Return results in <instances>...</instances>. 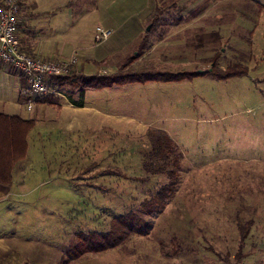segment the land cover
I'll return each mask as SVG.
<instances>
[{
  "label": "rangeland",
  "instance_id": "rangeland-1",
  "mask_svg": "<svg viewBox=\"0 0 264 264\" xmlns=\"http://www.w3.org/2000/svg\"><path fill=\"white\" fill-rule=\"evenodd\" d=\"M114 1L100 0L102 9ZM120 1L129 11L136 9L102 63L93 67L76 52L65 60L23 52L85 75H112L127 60L141 71L238 74L90 89L85 98L91 109L69 117L62 114V103L83 98L79 90L63 89L64 99L51 101L45 116L40 112L35 119L14 184L0 185V232L5 215L36 213V218L19 217L16 229L23 237L43 236L41 243L52 241L60 249L81 245L83 252L89 235L108 233L115 219L131 211L142 214L141 203L168 182L167 175L143 169L152 151L148 133L162 130L184 156L174 196L161 213L145 216L149 225L142 236L102 255H86L88 260L264 264V0ZM156 10H161L158 19ZM142 20L135 36L132 23ZM111 35L97 28L93 45L100 47ZM94 59L101 60L97 52ZM34 107L23 108L31 111L26 116L34 117ZM9 110L0 106V112ZM21 167L28 175L23 189L15 184ZM243 231H249L245 241ZM240 253L244 257L237 263Z\"/></svg>",
  "mask_w": 264,
  "mask_h": 264
},
{
  "label": "crops",
  "instance_id": "crops-1",
  "mask_svg": "<svg viewBox=\"0 0 264 264\" xmlns=\"http://www.w3.org/2000/svg\"><path fill=\"white\" fill-rule=\"evenodd\" d=\"M114 2L110 7L102 9L100 0H21V17L18 29L19 45L22 50L33 51L45 59L65 60L76 52L81 56H87L88 63H94V67L96 63H102V60L107 57L112 42L122 39V30L126 27L129 19L131 20L130 13L136 9L129 11L125 8L129 5H124L120 0ZM94 22L97 26L87 32L88 34L85 33L84 24L90 26ZM141 25H143V20L141 23L138 21L132 23L131 33L138 36L142 30ZM100 27L112 31V35L108 41L101 45L102 47L97 48L93 45L94 35L96 29ZM94 49L96 50L95 54ZM96 52L101 60L95 61ZM1 88H4V91ZM69 90L72 91L70 88ZM30 95L27 79L12 67L0 63V106L10 109L4 113L18 114L35 120L40 117V112L43 117L45 116V111L52 106L53 102L51 101L64 99L63 91L58 96H47L39 99L32 111L34 117L30 115L29 117L26 115L30 114L31 111L25 112L23 108L26 107ZM85 97L86 92L84 98L79 101L69 97L70 101L66 100L65 103H62V114L69 117L78 111L89 109ZM80 102L83 103L82 106L79 104ZM94 112L96 114L102 113L97 109ZM111 116L109 115V117ZM17 168L18 166L14 174ZM23 169L21 167L19 170L24 172ZM27 177L25 172L21 173L16 180V186L23 189L27 185ZM22 215L23 220L28 216L36 218V213L32 215L24 213ZM22 215L14 217L12 213H9L1 222L0 264H92L86 256L91 253L82 252L81 245L71 246L67 243L60 249L54 246L52 241V244L41 243L40 238H44L43 236L36 240H27L16 229V226L20 225L19 217ZM10 229L14 231H10ZM102 253L95 254L102 255Z\"/></svg>",
  "mask_w": 264,
  "mask_h": 264
},
{
  "label": "trees",
  "instance_id": "trees-1",
  "mask_svg": "<svg viewBox=\"0 0 264 264\" xmlns=\"http://www.w3.org/2000/svg\"><path fill=\"white\" fill-rule=\"evenodd\" d=\"M160 13L161 10H156L155 19H158V15H161ZM155 19L153 22H155ZM145 39L146 37L143 40ZM133 63L134 61L127 60L121 69L112 75H85L73 71L67 75L53 77L50 82L59 93L69 87L75 91L79 90L82 98H84L85 92L90 89L102 90L134 83L176 82L189 77L203 75L199 72L197 75H190L185 73L170 74L154 72L152 70H135L131 68ZM214 71H207L205 74H210L220 80H225L238 74L229 69L226 72H220V74ZM239 74H242V72H239ZM79 104L82 106L83 103L80 102ZM34 129V119L25 118L18 114L0 112V185H13L14 171L17 165L28 156L30 147L29 138ZM148 136L149 140H151L152 151L147 156L145 155L143 169L148 174L167 175L168 182L156 194H153L150 199L141 203L139 209L142 210V214L131 211L115 219L108 233L94 232L83 240L82 246H85L84 251L86 253H99L117 248L126 244L134 236H142L149 225L145 216L152 217L161 213L168 201L174 196L179 184L182 167L181 160L184 158L183 153L178 149L175 142L162 130H151ZM246 232L243 231V241L247 239L248 233ZM243 257L242 253L238 254L237 263Z\"/></svg>",
  "mask_w": 264,
  "mask_h": 264
},
{
  "label": "built area",
  "instance_id": "built-area-1",
  "mask_svg": "<svg viewBox=\"0 0 264 264\" xmlns=\"http://www.w3.org/2000/svg\"><path fill=\"white\" fill-rule=\"evenodd\" d=\"M20 11L21 0H2L0 2V63L12 67L27 79L31 95L26 105L31 109L39 99L60 95L57 89L51 85L50 80L53 77L67 75L69 69L65 64L60 66L54 63H45L27 56L23 52L18 41Z\"/></svg>",
  "mask_w": 264,
  "mask_h": 264
},
{
  "label": "water",
  "instance_id": "water-1",
  "mask_svg": "<svg viewBox=\"0 0 264 264\" xmlns=\"http://www.w3.org/2000/svg\"><path fill=\"white\" fill-rule=\"evenodd\" d=\"M148 31L150 30V27H148V29H147ZM209 71H212L211 69L209 70ZM199 73H201V74H205L206 73V71H202V70H200L199 71Z\"/></svg>",
  "mask_w": 264,
  "mask_h": 264
}]
</instances>
